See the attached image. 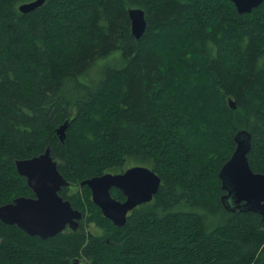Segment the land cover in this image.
<instances>
[{
    "label": "trees",
    "instance_id": "obj_1",
    "mask_svg": "<svg viewBox=\"0 0 264 264\" xmlns=\"http://www.w3.org/2000/svg\"><path fill=\"white\" fill-rule=\"evenodd\" d=\"M28 1L0 0V205L32 195L14 162L49 147L83 220L46 240L0 222V264H264V221L225 211L218 179L239 130L264 173V2L244 15L227 0H45L20 13ZM131 8L145 14L139 40ZM137 165L159 191L116 227L78 184Z\"/></svg>",
    "mask_w": 264,
    "mask_h": 264
},
{
    "label": "water",
    "instance_id": "obj_2",
    "mask_svg": "<svg viewBox=\"0 0 264 264\" xmlns=\"http://www.w3.org/2000/svg\"><path fill=\"white\" fill-rule=\"evenodd\" d=\"M231 2L238 15L250 14L264 0H227ZM45 0H31L18 5L22 14L30 13L44 4ZM130 31L139 40L147 26L142 9L128 10ZM228 106L235 109L233 100ZM68 121L56 129L61 142L66 139ZM235 148L230 158L218 172L223 194L220 197L222 207L227 212L256 213L264 221V173L251 170L247 156L251 149V136L246 130H239L234 136ZM15 170L24 177L32 197L19 196L0 205V222L16 226L30 237L42 240L53 238L65 230L77 231L83 220V213L74 209L71 203L63 199L59 192L69 183L60 174L58 162L46 147L44 151L31 158L14 162ZM161 185L160 177L145 166H132L119 173H105L82 180L80 187L90 191L92 203L102 216L116 227L126 225L128 214L140 205L153 200ZM118 190L124 197L116 200L111 190Z\"/></svg>",
    "mask_w": 264,
    "mask_h": 264
},
{
    "label": "rangeland",
    "instance_id": "obj_3",
    "mask_svg": "<svg viewBox=\"0 0 264 264\" xmlns=\"http://www.w3.org/2000/svg\"><path fill=\"white\" fill-rule=\"evenodd\" d=\"M57 162H59V161L57 160ZM75 187H76L75 189L78 188L77 185ZM85 232L93 234L94 236H101L102 235V231L97 229L93 224H88V225L85 224ZM77 260H78L77 264H87L83 259L77 258Z\"/></svg>",
    "mask_w": 264,
    "mask_h": 264
},
{
    "label": "flooded vegetation",
    "instance_id": "obj_4",
    "mask_svg": "<svg viewBox=\"0 0 264 264\" xmlns=\"http://www.w3.org/2000/svg\"><path fill=\"white\" fill-rule=\"evenodd\" d=\"M32 196H33V195H31L30 197H32ZM122 201H123V200H122ZM79 226H80V225H79ZM78 229H79V227H78ZM78 229H77V230H78ZM65 231H67V230H65ZM69 231H70V230H69Z\"/></svg>",
    "mask_w": 264,
    "mask_h": 264
},
{
    "label": "bare ground",
    "instance_id": "obj_5",
    "mask_svg": "<svg viewBox=\"0 0 264 264\" xmlns=\"http://www.w3.org/2000/svg\"><path fill=\"white\" fill-rule=\"evenodd\" d=\"M16 161V160H15ZM112 195V194H111ZM25 197H30V196H25ZM80 225V224H79ZM71 231V230H70ZM73 232V231H72Z\"/></svg>",
    "mask_w": 264,
    "mask_h": 264
}]
</instances>
